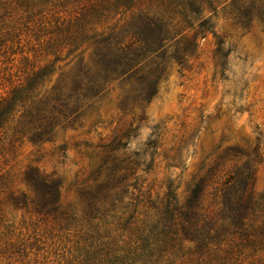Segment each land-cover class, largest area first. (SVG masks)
Instances as JSON below:
<instances>
[{
  "label": "rangeland",
  "instance_id": "374dc122",
  "mask_svg": "<svg viewBox=\"0 0 264 264\" xmlns=\"http://www.w3.org/2000/svg\"><path fill=\"white\" fill-rule=\"evenodd\" d=\"M17 1L0 0V100L45 66L55 73L41 93L82 59L90 61L87 46L73 45L79 35L74 34V15L55 2ZM131 16L123 17L118 29ZM118 20L102 22L94 32L112 29ZM211 23L214 30L198 40L185 70L173 64L168 52L149 105L123 107V87L114 83L74 130H58L50 143L29 140L26 128L18 126L21 113L0 130V264H93L100 254L125 250L134 243L136 228L154 219L152 203L171 190L184 204L193 185L229 148L251 155L254 192L264 193V29L257 21L243 28L223 8ZM110 143L120 149L104 163V147ZM113 159L136 169L128 180L135 189L128 188L114 210L104 201L109 191H100ZM244 162L234 157L220 161L207 192ZM29 170L59 183L58 208L42 212L40 198L26 183ZM210 198L207 194V205ZM135 210L141 214L136 220L131 219Z\"/></svg>",
  "mask_w": 264,
  "mask_h": 264
},
{
  "label": "trees",
  "instance_id": "16d2710c",
  "mask_svg": "<svg viewBox=\"0 0 264 264\" xmlns=\"http://www.w3.org/2000/svg\"><path fill=\"white\" fill-rule=\"evenodd\" d=\"M53 2L68 16L74 15V34L79 35L73 45L87 46L91 54L89 62L82 59L77 68L43 93L55 73L51 66L33 73L26 85L20 84L0 100V130L21 113L18 126L26 128L34 144L52 142L58 130H74L114 83L123 87V107L149 105L158 93L168 52L172 51L169 59L173 64L185 70L196 56L198 40L214 30L211 20L219 8L229 10L245 29L255 21L264 29V0H46L47 4ZM138 7L145 9L135 12ZM129 13L130 21L118 29ZM118 16L120 20L112 29L94 32L103 27L102 22L108 24ZM119 149L114 143L105 145L103 162ZM254 154L258 157L257 150ZM229 157L245 162L226 172L208 193V183L216 177L220 161ZM113 162L100 191H109L104 201L114 210L116 203H123L126 190L135 189L128 180L136 169L132 163ZM26 183L40 198L42 212L58 208V182L29 170ZM254 183L251 155L229 148L193 185L184 204L169 190L160 202L149 206L154 219L147 218L136 228L132 245L114 254H100L93 264H174L179 260L187 264H264V193L255 194ZM207 194L212 200L208 205ZM136 215L141 214L135 210L131 219Z\"/></svg>",
  "mask_w": 264,
  "mask_h": 264
}]
</instances>
